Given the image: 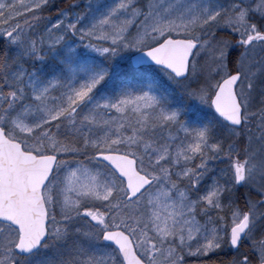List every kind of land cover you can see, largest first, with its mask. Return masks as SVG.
<instances>
[{
    "label": "snow or ice",
    "instance_id": "obj_1",
    "mask_svg": "<svg viewBox=\"0 0 264 264\" xmlns=\"http://www.w3.org/2000/svg\"><path fill=\"white\" fill-rule=\"evenodd\" d=\"M0 264H264V0H0Z\"/></svg>",
    "mask_w": 264,
    "mask_h": 264
}]
</instances>
